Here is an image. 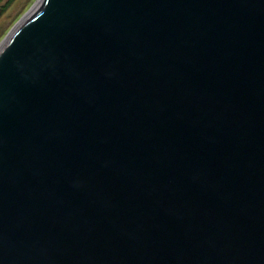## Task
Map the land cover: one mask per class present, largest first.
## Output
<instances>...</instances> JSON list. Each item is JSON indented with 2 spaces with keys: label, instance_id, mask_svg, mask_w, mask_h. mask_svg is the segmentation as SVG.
<instances>
[{
  "label": "water",
  "instance_id": "1",
  "mask_svg": "<svg viewBox=\"0 0 264 264\" xmlns=\"http://www.w3.org/2000/svg\"><path fill=\"white\" fill-rule=\"evenodd\" d=\"M0 264H264V0H40L0 46Z\"/></svg>",
  "mask_w": 264,
  "mask_h": 264
},
{
  "label": "rangeland",
  "instance_id": "2",
  "mask_svg": "<svg viewBox=\"0 0 264 264\" xmlns=\"http://www.w3.org/2000/svg\"><path fill=\"white\" fill-rule=\"evenodd\" d=\"M6 0H1L3 3ZM35 0H11L0 16V42L7 37L13 26L24 16L31 3Z\"/></svg>",
  "mask_w": 264,
  "mask_h": 264
},
{
  "label": "bare ground",
  "instance_id": "3",
  "mask_svg": "<svg viewBox=\"0 0 264 264\" xmlns=\"http://www.w3.org/2000/svg\"><path fill=\"white\" fill-rule=\"evenodd\" d=\"M40 2V0H35L31 3V5L29 6V8L27 9V11L24 13V16L27 15L29 12H31L35 6ZM23 17V15H22ZM7 37H5L1 42H0V46L3 44V42L6 40Z\"/></svg>",
  "mask_w": 264,
  "mask_h": 264
},
{
  "label": "trees",
  "instance_id": "4",
  "mask_svg": "<svg viewBox=\"0 0 264 264\" xmlns=\"http://www.w3.org/2000/svg\"><path fill=\"white\" fill-rule=\"evenodd\" d=\"M11 0H6V1H4L3 3H1V0H0V16H1V14H2V10H3V8L10 2Z\"/></svg>",
  "mask_w": 264,
  "mask_h": 264
}]
</instances>
